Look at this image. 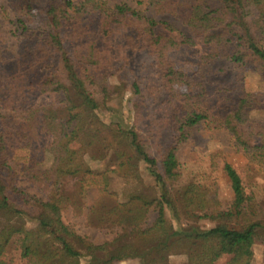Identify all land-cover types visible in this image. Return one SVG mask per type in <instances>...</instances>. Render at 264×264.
Masks as SVG:
<instances>
[{"label":"trees","instance_id":"obj_1","mask_svg":"<svg viewBox=\"0 0 264 264\" xmlns=\"http://www.w3.org/2000/svg\"><path fill=\"white\" fill-rule=\"evenodd\" d=\"M7 1L0 12V264L17 254L26 264H118L126 253L143 264H172L178 254L184 264L223 257L252 264L254 246L264 245L255 193L224 160L233 198L223 209L216 155L196 171L177 152L201 130L225 129L247 168L264 174V91L244 85L250 64L264 82V0H146V9L107 0ZM33 11L50 28L32 27ZM145 54L154 66L148 80L139 65L130 68ZM220 59L234 71L233 88L208 79L204 69ZM128 89L130 126L110 104ZM150 97L161 101L146 124ZM23 149L28 157L17 162ZM116 179L126 183L121 194L112 189ZM90 192L98 196L88 204ZM70 208L115 237L95 243L79 234L64 219ZM200 218L214 225L185 224Z\"/></svg>","mask_w":264,"mask_h":264},{"label":"rangeland","instance_id":"obj_2","mask_svg":"<svg viewBox=\"0 0 264 264\" xmlns=\"http://www.w3.org/2000/svg\"><path fill=\"white\" fill-rule=\"evenodd\" d=\"M75 3H79L82 0H73ZM109 5L113 6L120 2H126L132 7L146 9V0H107ZM143 2V3H141ZM8 7L7 0H0V12L3 8ZM32 16V27L38 28H50L47 16L40 11H33ZM183 51L179 52V56ZM177 56V58H179ZM181 57V56H180ZM140 66L144 76L148 79H152L154 76V66L150 63V57L145 54L142 57V62L140 59H136L130 68L135 66ZM129 67H126L128 69ZM223 69L222 71H220ZM138 70V69H137ZM209 72L208 79L211 83L213 82H224L227 83L230 87H235V82L232 75L234 74L233 69L230 68V64L223 59L212 62L208 67L204 69ZM123 74V72H122ZM121 73L118 75H122ZM142 75V73H141ZM114 83L119 80L116 77H112ZM246 90L248 91H264V82L260 79L254 64H250L246 69V77L244 81ZM179 89L184 90L185 87H179ZM232 94V93H231ZM132 97L133 94L131 90H125L121 95L110 102L112 106H115L119 109L120 114L127 126H130L133 121V107H132ZM151 98V97H150ZM161 99L154 100L151 98L149 105H145L146 119L145 123L147 124L149 120L155 117V110L158 109ZM6 113L7 111H1ZM106 112V110L104 111ZM8 113V112H7ZM163 114V113H162ZM106 115V113H105ZM150 115V117H149ZM149 117V118H148ZM144 122V121H143ZM142 123V122H141ZM143 125V124H142ZM144 129H147V125H144ZM167 138L170 137L168 132L165 133ZM74 145V143L72 144ZM216 155L218 169L216 172H213L214 181L219 186L218 197L222 203L223 209H227L230 206V203L233 198V193L230 188V185L224 176L221 167L224 163V160L231 163L238 173L241 175L244 180L247 190L253 191L255 193V198L259 205V210L264 212V174H259L252 172L247 168V158L239 151H237L232 142L231 135L225 129H214L212 131L201 130L196 134L192 135L186 142H184L178 152V158L180 162L187 166L190 170H205L210 168L212 155ZM28 157V150H18L15 151L14 159L17 162L26 161ZM102 165H100L101 167ZM142 168L144 166L142 165ZM150 181V180H149ZM126 183L122 179H116L113 181L112 189L119 194L123 193ZM21 187L27 192L37 194L39 197H43L44 194L41 191H38L30 183L26 181L21 182ZM98 196L96 192L89 193L87 195L88 204H91L93 200ZM156 214L151 213L149 221H152L155 218ZM64 219L66 222L73 224L77 229L78 233L81 235L88 236L95 243H103L104 241H110L116 235V231H109L105 229H99L90 227L87 225L84 216L77 217L73 210L70 208L64 212ZM185 224H194L201 228H207L213 226L214 223L209 221L206 218H200L195 220L186 221ZM177 226V223H175ZM254 258L252 264H264V245L257 244L254 246ZM87 259L84 258L81 261V264H86ZM228 257L221 258L217 264H227ZM170 262L172 264H184L187 262V257L185 255H172L170 257ZM13 264H26L17 254ZM118 264H143L139 256L134 257L131 253H126L123 255V258Z\"/></svg>","mask_w":264,"mask_h":264}]
</instances>
